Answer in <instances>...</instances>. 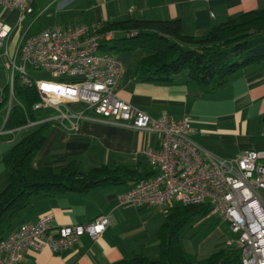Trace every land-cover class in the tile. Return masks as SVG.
<instances>
[{
    "label": "crops",
    "instance_id": "1",
    "mask_svg": "<svg viewBox=\"0 0 264 264\" xmlns=\"http://www.w3.org/2000/svg\"><path fill=\"white\" fill-rule=\"evenodd\" d=\"M34 0L41 9L38 16L21 14L18 8L0 4V20L11 25L8 50L13 51L22 34L61 24L52 18L48 24L36 25L50 6L48 0ZM62 8L84 2L82 16L73 22L101 25L107 20L135 18H179L189 34H201L229 16L264 7V0H63ZM51 4V5H50ZM84 13L87 17H84ZM65 23V24H68ZM61 24V25H65ZM124 71L116 94L145 110L151 116L166 113L174 118L189 116L195 127L193 138L213 154L233 156L242 149L264 148V62L252 63L233 72L229 79L213 91L188 77L185 69L176 72L169 82L145 81L137 76V62L147 54L144 48L115 53ZM7 71L0 65V88ZM2 136L0 157L18 140ZM159 131L149 134L121 122L83 119L77 130H67L48 123L44 139L32 159V165H51L55 169L75 159L81 168L123 162L146 163L143 149L157 148ZM3 166H0V169ZM134 184V183H133ZM133 184L105 185L91 188L85 194L64 192L35 195L24 207L11 230L21 221L35 220L51 213L56 225L90 221L100 214L109 217L105 231L92 239L83 234L70 246L58 251L44 246L27 250L22 264H109L136 252L150 257L159 254L158 229L165 218L166 206L121 203L118 193ZM10 230V231H11Z\"/></svg>",
    "mask_w": 264,
    "mask_h": 264
},
{
    "label": "built area",
    "instance_id": "2",
    "mask_svg": "<svg viewBox=\"0 0 264 264\" xmlns=\"http://www.w3.org/2000/svg\"><path fill=\"white\" fill-rule=\"evenodd\" d=\"M0 4L16 7L21 14L41 13L34 0H0ZM98 27L84 21L54 24L22 34L11 52L12 27L0 20V65L7 71V90L0 88V141L5 135L15 140L21 129L44 122L77 130L83 119L121 122L148 134L159 131L158 147L143 149L155 173L118 193V201L147 206L207 202L210 214H218L235 234L225 246L239 247L240 264H264V196L260 191L264 189V148L242 149L233 156L213 154L193 138L195 127L189 116L174 118L164 112L151 116L121 98L116 89L123 62L102 47L114 31ZM27 63L49 70L55 79L34 80L26 72ZM16 76L35 86L39 99L31 109L41 114L8 127L13 105L24 109L14 94ZM108 223L105 214L62 225L54 223L51 213L22 221L0 239V264H22L27 250L44 246L58 251L83 234L95 240Z\"/></svg>",
    "mask_w": 264,
    "mask_h": 264
},
{
    "label": "trees",
    "instance_id": "3",
    "mask_svg": "<svg viewBox=\"0 0 264 264\" xmlns=\"http://www.w3.org/2000/svg\"><path fill=\"white\" fill-rule=\"evenodd\" d=\"M98 28L114 31L113 37L102 45L111 52L137 48L147 51L136 67L137 76L145 81L169 82L176 72L185 69L188 77L202 84L205 91H213L236 70L264 62V7L229 16L201 34L186 33L179 18L130 16L107 20ZM2 90H7L6 84ZM14 94L24 109L19 104L13 105L6 123L8 127L24 124L26 117H39L41 113L31 109L32 103L39 99L34 85L24 83L16 76ZM261 117L264 121V109ZM48 123L33 127L3 155L7 182L0 190V239L10 232L20 211L35 195L85 194L98 186L133 184L155 173L148 161L103 163L81 168L75 159H71L59 169L51 165L35 167L32 159L44 139ZM209 214L207 202L169 203L157 232L158 256L136 252L109 264H240L237 246H223L198 258L183 249L180 233L184 225L199 215Z\"/></svg>",
    "mask_w": 264,
    "mask_h": 264
},
{
    "label": "rangeland",
    "instance_id": "4",
    "mask_svg": "<svg viewBox=\"0 0 264 264\" xmlns=\"http://www.w3.org/2000/svg\"><path fill=\"white\" fill-rule=\"evenodd\" d=\"M40 1V0H38ZM48 0H42L40 5H43ZM55 0H51L53 3ZM63 0H58L53 3L50 8L41 17L37 19L36 25H46L48 24V19L52 18L61 24L68 22H73L81 19L82 13L79 7H84V2L79 1L77 4L75 2L71 3L65 8H62ZM84 17L87 14L84 13ZM119 34V32L117 33ZM26 72L34 80L55 79L52 77L51 73L47 69L34 68L33 65L26 64ZM77 77V76H73ZM33 126L27 127L22 130L21 135L29 132ZM0 190L5 186L7 182V171L4 166L3 156L0 157ZM264 196V189L260 190ZM235 234L230 231L228 223L216 213H211L206 216L199 215L193 218L191 221L187 222L181 233L180 241L183 249L187 251L192 257L198 258L212 253L213 251L227 245V239L234 237Z\"/></svg>",
    "mask_w": 264,
    "mask_h": 264
}]
</instances>
